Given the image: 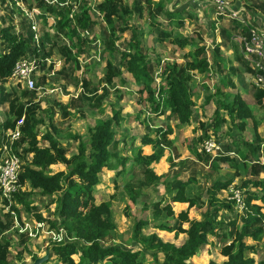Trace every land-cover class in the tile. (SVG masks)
I'll return each mask as SVG.
<instances>
[{"label":"rangeland","instance_id":"1","mask_svg":"<svg viewBox=\"0 0 264 264\" xmlns=\"http://www.w3.org/2000/svg\"><path fill=\"white\" fill-rule=\"evenodd\" d=\"M78 1V5L83 4V0ZM84 1L91 9V18L96 22V25L88 33L91 43L79 56H76V64L74 65L65 62L58 52H53V66L57 60L60 61L59 66L56 67L55 65L53 69L48 70L51 66L48 65L45 67L44 74H40L37 81L38 90L31 91L33 92L32 106H37L35 117L37 119L42 117L44 121V124L37 125L38 133L42 134L45 130L49 131L59 141L66 156L69 157L75 153L77 142L70 139L68 134H79L83 139H86L87 128L94 124V119L97 116L107 114L102 112L101 107L109 111L110 103H114L116 108L120 107L121 110L129 111V115L135 116V122L128 130V137H136V140L139 141L143 135L155 137L157 129L165 131L168 127L171 128L173 133L168 136L173 145L171 149L159 146L153 150L150 145L146 146L145 149V153H149L148 155L154 151L161 155L151 165L152 169L154 165L158 167V170L164 166L168 167L161 174L162 178L157 183H144L140 166L132 165L130 162L126 163L123 174H121L123 168L119 167L114 170L104 167L98 172V183L93 192L94 203L106 202L113 195V200L110 201L112 203V222L115 229L104 242L117 245L123 249L138 250L139 246L132 240L134 223L136 220H147L149 225L142 229V234H156L163 241L181 245L185 235L183 233L175 234L174 231L180 222L174 211L169 215L162 210V207L168 206L172 210L170 205L172 202L183 203L188 206L182 196L176 194L180 183L188 181L189 184L184 190V198L195 200L194 208L191 211L188 210V217L192 220L197 218L200 221L207 218L212 223V230L207 237L208 243L201 246L196 256L188 262L190 264H208L210 261L217 264L221 263L225 259L220 255V249L232 241L235 227L241 225L242 213L236 212L233 207L232 209L223 208L214 212V206H209L208 195L212 192L211 185L214 181L231 177L232 182L227 189L216 192L219 200L228 201L232 192L237 189L241 190L239 187L242 181L255 179L253 176L249 178L245 175L242 164L237 157V151L242 148L241 142L252 141L254 138L251 121H248L242 131L233 128L229 130L228 125H222L217 134H214L211 128L209 129L208 138L212 137L222 147L223 153L219 156L208 155L199 159L190 153L189 147L193 146L199 153L202 152V144H200L199 139L203 140L204 133L200 123H209L214 116L215 109L218 108L216 100L220 97L214 96V91L217 86L222 88L219 82L221 76L218 74L217 77L215 74L218 71L213 70L218 63L225 64L224 72L230 74L229 77L235 86L234 89L226 87L221 90L227 93L240 94L248 107L253 110L255 118L259 122L257 133L264 139V101L262 99L261 105L256 103L258 90L251 83V74L246 70L245 64L247 63L243 58L245 56L244 51L231 39L234 34L239 33L243 36L249 34L253 28L245 26L244 23H251L254 27L264 30V0H222L229 10L237 12L236 18L230 15L217 14L215 7L207 0H152L150 5L146 2L142 3V17L135 15L128 17L138 30L149 32L143 37V42L144 50L151 61L158 58L165 63L175 61L181 65L190 48L204 47L205 58L213 72L203 75L195 74L193 81L189 84L194 102V115L191 124L183 129L182 126L177 127L175 117L167 109L149 113L148 104L144 102L146 93L142 90L143 84L133 82L130 74L123 72L120 77L113 78L111 84L104 83L105 62L108 60V55L104 50V22L96 9L101 0ZM42 2L44 0H0V28L12 25L14 28L11 32L17 34L26 31L25 27L22 29L23 23L28 21L32 26L35 22L38 33L41 34L44 29L41 19L37 15L44 10L41 5ZM124 2L129 6L134 5L133 0H124ZM168 12L179 14L177 24L180 26L175 25V22L169 19ZM149 13L154 16L157 25L149 24ZM51 20V18L48 20V24L51 23ZM47 30L53 33V30ZM177 36L189 38L191 40L190 47L181 50L171 43V39ZM118 37L115 44L117 52L113 53L112 59L109 58L115 67L119 61V53L127 48L130 31L119 33ZM3 43L0 39V51L3 50ZM58 43L65 44V41L58 40ZM71 53H74V50ZM219 68L223 69L222 66ZM154 76L155 81L152 86L157 89L161 84L158 72ZM121 79L125 81L124 84L120 83ZM10 84L7 79L0 80V125L12 115L10 104L3 100L2 96L15 92L18 101L23 102L25 106L28 105L25 103L27 100L22 96L25 90L21 87L15 90L9 86ZM105 90L108 93L101 101L103 103L99 104L98 97L102 96ZM209 95L213 99L207 103L205 99ZM8 102L14 103V105L17 103L13 96L8 99ZM120 117L122 120L121 115ZM22 123L23 118L15 123L13 129H7L3 133L2 146H10L12 149H16L15 151L18 150V153L26 146V143L19 144L21 135L12 137L17 131V126L19 128ZM119 126L120 123L113 126L114 138L110 151L114 156L125 155L128 150L120 145L121 142H125L120 141V137L126 136H122L123 130L120 131ZM131 147H133L132 144ZM228 152H232L233 155H229ZM168 157H170L173 166L168 162ZM213 159L218 162L217 171H214L210 166ZM224 159L228 160L225 161ZM260 161L264 162V150L260 152ZM253 162L255 161L250 163ZM232 163L236 167L232 166ZM155 169L157 170L156 167ZM259 179H264V174H261ZM125 187H139L141 189V195L134 203L128 199L124 190ZM249 190L254 191L250 188ZM47 203V198L35 196L28 210L22 206H17L21 212V221L18 222L16 218L7 217L8 209L0 202V223L6 224L8 227L0 235V238L8 241L7 260L9 264H31L33 255L40 257L49 247L51 236L47 233L46 226L42 223H36L33 219L34 214L41 213L43 216H47L51 213L45 210ZM144 206H148V208L144 209ZM157 208L160 210L156 213ZM158 224L166 225L169 230H158L156 228ZM182 226L187 228L186 224H182ZM258 226L263 231L261 239L257 242L246 239L247 243L255 244L256 252L249 255L256 261L264 258V212L263 219ZM50 232L55 234L54 231ZM49 258L51 261L45 264H59L53 256L50 255ZM71 258L73 264L78 262L77 255H73ZM146 260H151L148 253ZM158 260L159 264H162V259L159 258ZM109 262L112 263L111 259ZM105 264L109 263L106 262Z\"/></svg>","mask_w":264,"mask_h":264},{"label":"trees","instance_id":"2","mask_svg":"<svg viewBox=\"0 0 264 264\" xmlns=\"http://www.w3.org/2000/svg\"><path fill=\"white\" fill-rule=\"evenodd\" d=\"M50 1L52 0L42 2L44 10L37 15L44 29L40 34L38 45L34 43V32L28 21L22 25V29L26 28L25 32L13 34L12 25L0 28V39L4 42L3 50L0 51V80L6 79L16 61L28 54L45 59L53 57V52L56 51L65 62L74 65L76 56H79L91 43L88 33L96 22L91 18V9L88 4L83 0V4L73 9L70 5L60 6L59 4L64 0H56L55 5L49 4ZM76 1L79 3L78 0ZM133 2L134 5L129 6L124 0H101L96 6L104 22V50L108 55V60L105 62L104 83L111 84L113 78L120 77L123 72L128 73L134 82L143 84L142 90L146 93L144 102L148 104L149 113L167 109L175 117L177 127L190 125L194 115V102L189 84L193 81L195 74L203 75L213 72L205 58L204 47L190 48L181 65L175 61L165 63L158 58L151 61L144 50L143 42V37L149 32L138 30L128 17L134 15L142 17V3L146 2L150 5L152 0H133ZM167 15L172 22H175V25L180 26L177 24L179 14L168 12ZM50 18L52 20L48 24ZM148 20L150 25L158 24L151 13H149ZM47 29L53 30V33L48 32ZM126 31H130L127 48L119 53V61L115 67L110 59L113 53L117 52L115 44L119 38L118 34ZM58 40L65 41V44H59ZM171 43L182 50L190 47L191 40L177 36L171 39ZM73 50L74 53H71ZM220 66L223 69H220ZM245 66L247 67L246 64ZM49 69H52V65ZM225 69L223 63H218L213 68L222 76L221 89L226 87L234 89L230 74H226ZM246 70L250 72L248 67ZM156 72L161 82L157 89L152 86ZM120 83L124 84L125 81L121 79ZM221 89L218 86L215 87L214 96L220 99L216 100L218 108L215 109L213 118L209 123H200L205 138L199 139L200 144L208 139L207 133L210 128L214 134L219 132L222 125H228L229 130L233 128L242 131L250 120L254 138L252 141L241 142L242 148L237 151V157L245 175L249 178L253 176L255 179L244 180L239 187L244 190L246 209L240 217L241 225L235 227L232 241L220 249V255L225 260L219 264H264V258L256 261L250 257L256 252V247L255 244L246 242V239L257 242L263 234L258 225L263 219L264 211V179H259V176L264 174V162L260 161V152L264 150V147L262 149L260 147L264 144V139L257 133L259 122L253 110L248 107L240 94L223 92ZM257 90L256 103L261 105L264 91ZM32 93L26 90L22 93L23 98L27 100L25 102L27 106L18 101L15 92L2 96V99L10 104L12 115L0 125V145L3 133L7 129H13L15 123L21 118H23V123L19 129L22 137L19 144L26 143L19 153L18 150L15 151L20 159L18 174L20 187L8 207L7 217L16 218L20 222L21 212L17 206L28 210L35 196L47 198L48 203L45 205V210L51 213L47 216L41 213L34 214L33 219L36 223L44 224L48 232L65 233L63 240H51L48 244L51 257L53 256L59 264H73L71 258L73 255H77L76 264H105L106 262L109 264H159V258L162 259V264H190L188 261L196 256L199 248L208 243L207 237L212 230V223L207 218L197 221L188 217V209L195 204L194 199L184 198V190L189 184L188 181L180 183L176 191V194L182 196L184 202L188 204L185 211L178 213L177 219L180 223L174 230L175 234L186 235L181 245L175 246L164 242L156 234H142V229L149 225L147 220H136L134 223L132 240L139 246L138 250L123 249L104 242L115 229L110 201L113 200V195L106 202L94 203L93 192L98 183V172L104 167L111 170L121 167L123 171L126 163L130 162L132 165L140 166L144 183L155 184L162 178V175H157L151 167L161 156L156 151L150 155H143L140 147H137L132 150L131 157H118L111 153L110 147L114 138L113 126L119 125L121 121L120 107L116 108L114 103H110L111 116L106 119L97 118L94 124L87 128L86 139L79 134H68V137L77 142V145L75 153L67 157L59 141L49 131L38 133L37 125L44 124V121L42 117L39 119L35 117L37 106H32ZM107 93L105 90L102 96L98 97L99 104L103 103L101 101ZM11 96L16 98V105L8 102ZM212 99L213 97L209 95L205 101L208 103ZM155 132V137L143 135L140 138V144L150 145L153 150L159 146L169 149L173 147L168 137L173 133L171 128L168 127L165 131L157 129ZM189 150L199 159L208 156L201 151L199 153L193 146L189 147ZM251 161L255 162L250 163ZM168 162L173 166L170 157H168ZM56 165H63L64 170L53 169L52 166ZM231 165L236 167L233 163ZM210 166L214 171L218 170V162L214 159L210 162ZM231 182L232 178L229 177L212 183L208 203L209 206H214V212L223 208L232 209L233 207L234 209L233 202L221 201L216 196V192L227 189ZM249 188L254 191H250ZM124 190L132 203L141 195L139 187H125ZM3 203L7 205L6 201ZM143 208L147 209L148 206ZM162 208L169 215L172 214L168 206ZM158 210L160 209L157 208L155 212L157 213ZM182 224H187V228L183 229ZM156 228L160 231L169 230L166 225L162 224H158ZM7 229L6 224L0 223V235ZM8 246V241L0 238V264H9ZM147 253L151 257L150 261L146 260ZM36 258L37 256L33 255L32 261ZM110 259L112 263L109 262ZM50 261L49 258L47 262ZM208 264L217 263L210 261Z\"/></svg>","mask_w":264,"mask_h":264},{"label":"built area","instance_id":"3","mask_svg":"<svg viewBox=\"0 0 264 264\" xmlns=\"http://www.w3.org/2000/svg\"><path fill=\"white\" fill-rule=\"evenodd\" d=\"M213 7H215L217 14L230 15L236 18L237 12L229 10L222 0H207ZM56 0L49 2L51 5H55ZM70 5L75 9L78 6L76 0H64L63 3L59 4ZM247 27H252L247 36L241 34L232 35L231 39L244 51L245 56L243 57L246 61V65L250 70L251 83L254 84L256 89L264 91V30L254 27L251 23H244ZM34 32V43L39 44L40 34L37 30V25L33 22L31 26ZM53 58L41 59L35 55L28 54L25 57L18 59L12 68L10 75L6 78L9 86L17 90L18 87L23 88L26 91L38 90L37 81L40 74L46 71L45 67L52 65L59 66L60 61L54 64ZM50 67V66H49ZM57 70V69H56ZM264 101V98H263ZM21 135L20 129L17 126V131L12 137ZM262 147L264 144L261 145ZM202 152L211 155L212 157L219 156L223 153L222 147L212 137L206 139L202 143ZM229 155H233L232 152H228ZM20 171V159L15 150L10 146L0 145V202H7L6 208L13 202V196L19 189L18 174ZM244 190H236L231 193L228 201L233 202L235 211L243 214L246 209ZM51 236L52 241H61L64 239L63 233H52L47 232ZM31 236V235H29Z\"/></svg>","mask_w":264,"mask_h":264},{"label":"crops","instance_id":"4","mask_svg":"<svg viewBox=\"0 0 264 264\" xmlns=\"http://www.w3.org/2000/svg\"><path fill=\"white\" fill-rule=\"evenodd\" d=\"M239 73V72H238ZM237 73V74H238ZM211 75V74H210ZM217 77H218V73L217 74H215ZM219 76H221V75H219ZM221 78H222V76L220 77V79H219V82H220V80H221ZM249 81V80H248ZM133 82H134V80H133ZM102 108V112L105 114V113H107L106 115H104V116H97V118L98 119H106V118H109L110 117V115H111V110H109V111H106L105 109H104V107H101ZM100 110V109H99ZM129 111H126V110H121V116H122V120L120 121V126L118 127L119 129H120V131L121 130H123L121 133H122V136H126V137H120V141H125V142H121L120 143V145L122 146V147H124V148H126V149H128L127 151H126V154L125 155H122V156H118V157H131V153H132V150L134 149V148H137V147H140V149H141V151H142V154H144V155H148L149 153H145V149H146V146H149V145H146V146H144V145H141L140 144V139H139V141L138 140H136V137H128V135H127V133H128V130H129V128H131L132 126H133V123L135 122V116H132V115H129ZM96 118V119H97ZM128 118H129V120H128ZM96 119H94V120H96ZM176 122V121H175ZM185 126H187V125H182V129L183 128H185ZM190 128H193V127H190ZM45 131H47V130H45ZM44 131V132H45ZM43 132V133H44ZM124 132V133H123ZM124 134V135H123ZM131 144L133 145V147H131ZM144 150V151H143ZM127 165V164H126ZM155 167L157 168V170L155 169ZM52 168L53 169H55V170H64V167H63V165H56V166H52ZM119 168H121V167H119ZM166 168H168L167 166L165 167H163L161 170H158V167L156 166V165H154V168H153V170H154V172L157 174V175H161L162 173H164L165 172V170H166ZM122 169V168H121ZM122 173L121 174H123V171H121ZM112 194V193H111ZM110 194V195H111ZM169 204V203H168ZM166 205V204H165ZM170 205H171V207H172V211H174V213H175V216H177V214L178 213H180L181 211H185L186 209H187V205L186 204H183V203H175V202H172V203H170ZM194 207H192V208H189L188 210H190L191 211V209H193ZM264 212V211H263ZM194 220H197V221H199V219H197V218H193ZM192 220V219H191ZM187 225V224H186ZM182 228L183 229H185L186 227H184V226H182ZM185 235V234H184ZM185 239H186V235H185ZM184 239V240H185ZM184 240L182 241V242H184ZM163 241V240H162ZM164 242H168V241H164ZM168 243H172V242H168ZM173 244V243H172ZM175 246H179V245H175Z\"/></svg>","mask_w":264,"mask_h":264},{"label":"water","instance_id":"5","mask_svg":"<svg viewBox=\"0 0 264 264\" xmlns=\"http://www.w3.org/2000/svg\"><path fill=\"white\" fill-rule=\"evenodd\" d=\"M49 256H50V247L46 249V251L44 252L42 256L34 259L31 264H44L48 261Z\"/></svg>","mask_w":264,"mask_h":264}]
</instances>
